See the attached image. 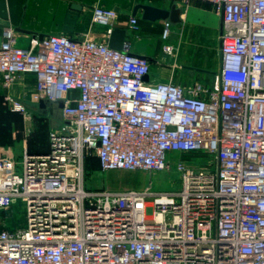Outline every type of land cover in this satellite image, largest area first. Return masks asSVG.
Returning a JSON list of instances; mask_svg holds the SVG:
<instances>
[{"label":"built area","instance_id":"built-area-1","mask_svg":"<svg viewBox=\"0 0 264 264\" xmlns=\"http://www.w3.org/2000/svg\"><path fill=\"white\" fill-rule=\"evenodd\" d=\"M204 1L223 22L213 89L148 81L150 61L127 40L116 49L47 35L26 48L4 27L0 77L8 85L35 74L31 101L63 102L73 128L47 152L25 153L21 172L0 157V264H264V0ZM116 19L112 8L92 12L108 38ZM169 32L166 21L163 37ZM194 151L206 165L179 161L175 191L85 183L91 153L102 170L151 172L169 168L174 152Z\"/></svg>","mask_w":264,"mask_h":264},{"label":"crops","instance_id":"crops-1","mask_svg":"<svg viewBox=\"0 0 264 264\" xmlns=\"http://www.w3.org/2000/svg\"><path fill=\"white\" fill-rule=\"evenodd\" d=\"M6 3L8 18L0 17V23L4 24L3 27L0 26V43L4 39L5 26L16 30L17 44L26 48H34V35L39 34L66 35L75 39L89 37L107 41L109 38L106 36V26L94 23L92 12L95 7L112 8L117 12L115 27L126 30L125 40L129 41L131 52L150 61L151 71L146 77L148 81L170 80L184 86L188 91H192L197 84L208 89L219 84L214 52L216 44L220 43L223 22L221 15L208 1L192 0L183 4L180 0H6ZM137 4H150L169 10L176 5L180 9L179 20L144 19L141 8L134 13ZM132 17L137 18L136 28L130 26ZM166 21L170 22V32L164 38ZM166 44L174 46L177 56L173 58L165 52ZM200 50L205 53L203 58L197 57ZM221 56L220 44L219 69ZM211 58L214 60H210ZM169 59L187 63L189 61L188 64H182L194 71L185 73L174 65L176 62L173 65L168 63ZM35 84L36 76L33 73H20L8 85L0 77V107L10 99L29 97ZM10 117L16 119L19 116L11 114ZM19 139L15 134L5 137L0 132V157L16 160L25 153L40 154L49 150L44 146L30 145L26 139H20L22 146L16 147Z\"/></svg>","mask_w":264,"mask_h":264},{"label":"rangeland","instance_id":"rangeland-1","mask_svg":"<svg viewBox=\"0 0 264 264\" xmlns=\"http://www.w3.org/2000/svg\"><path fill=\"white\" fill-rule=\"evenodd\" d=\"M165 46H172L166 44ZM164 46V48H165ZM172 50H165V52L171 57L177 56V50L172 46ZM219 52L220 43L215 46V65L216 70L219 71ZM204 52L198 51L197 57L203 58ZM195 61L196 56L193 57ZM192 58V59H193ZM214 60V59H210ZM176 62L177 67L183 72L194 71L190 67L186 68L185 65L178 60L169 59L168 63ZM192 66V65H191ZM195 68V67H194ZM216 86H212L215 88ZM31 96L20 98H13L6 102L4 106L0 107V132L5 137H10L15 134L23 141L30 145L44 146L50 148L54 138L63 136L66 132L64 128H73V126H66V121L62 115L61 109L55 102H46L44 107H41L39 103L31 101ZM20 101L25 106V111L14 109L13 101ZM11 114L19 116L16 119H11ZM68 134V133H67ZM16 143V147L22 146L21 140ZM21 141V142H20ZM23 143V142H22ZM205 155L203 152H174L171 154L170 166L166 170L160 171H143V170H102L97 161L95 153H91L86 156L84 160V176L85 183L89 189L93 190H129L138 189L143 190L150 187L155 192H170L180 189L181 187V175L177 169L179 161H185L188 165H194L201 167L206 165ZM23 157L14 159L17 163V171L21 172V166ZM207 159V158H206ZM14 216L16 221L21 222L25 217V208L22 202H19L15 206ZM16 225V224H14Z\"/></svg>","mask_w":264,"mask_h":264},{"label":"water","instance_id":"water-1","mask_svg":"<svg viewBox=\"0 0 264 264\" xmlns=\"http://www.w3.org/2000/svg\"><path fill=\"white\" fill-rule=\"evenodd\" d=\"M143 10V18L156 21L161 19H171L173 21L179 20L180 9L173 5L172 8L164 9L152 6L150 4H137L134 8V13L137 12L138 9ZM0 17L7 19L8 18V9L6 0H0ZM0 26H4V24L0 23ZM15 30V29H14ZM18 31H22V29H17ZM16 31V30H15ZM36 41H40L45 37L44 34H39L38 36L34 35ZM126 30L123 28L115 27L109 36V45L113 48L120 49L122 47L123 42L125 41ZM142 57V56H141ZM45 100H40L39 104L41 107L46 105ZM58 106L61 108L63 106V102H59Z\"/></svg>","mask_w":264,"mask_h":264},{"label":"trees","instance_id":"trees-1","mask_svg":"<svg viewBox=\"0 0 264 264\" xmlns=\"http://www.w3.org/2000/svg\"><path fill=\"white\" fill-rule=\"evenodd\" d=\"M97 159V161H98V165H99V160H98V158H96ZM99 167H100V165H99Z\"/></svg>","mask_w":264,"mask_h":264}]
</instances>
